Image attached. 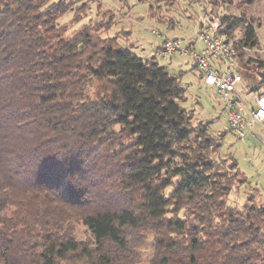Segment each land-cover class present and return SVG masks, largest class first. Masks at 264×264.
<instances>
[{
  "label": "trees",
  "instance_id": "1",
  "mask_svg": "<svg viewBox=\"0 0 264 264\" xmlns=\"http://www.w3.org/2000/svg\"><path fill=\"white\" fill-rule=\"evenodd\" d=\"M67 9L0 0V264H142L147 241L148 264H264V203L226 204L178 76L116 36H65ZM220 23L241 26L239 56L258 46L252 23Z\"/></svg>",
  "mask_w": 264,
  "mask_h": 264
},
{
  "label": "rangeland",
  "instance_id": "2",
  "mask_svg": "<svg viewBox=\"0 0 264 264\" xmlns=\"http://www.w3.org/2000/svg\"><path fill=\"white\" fill-rule=\"evenodd\" d=\"M55 1L68 7L57 19L58 25L65 30V36H72L86 26L103 38L116 36L119 44L129 47L142 58L154 56L171 74L178 76L185 90V100L181 105L192 112L191 126L196 131L207 126L212 142L209 157L216 167L230 172L231 189L224 198L226 204L242 210L247 203L256 206L264 203V123L255 126L253 131L256 136L248 132L244 139L238 138L227 124L216 91L204 85L188 55L175 54L170 60L155 56V50L164 36L187 40L198 26L200 16L210 20L217 17L221 21L223 15H228L253 24L258 46L243 50L239 59L244 64L249 63V66L256 64L247 58L250 56L258 60L264 57V0ZM241 33L239 26L233 35L239 37ZM257 72V78H247L241 84L242 91L252 93L253 86H260L261 75L259 70ZM170 187L166 188V193ZM184 213L181 210L179 216L183 218ZM216 221L220 220L214 219L211 224ZM74 233L78 240H91L89 230L81 222L75 225ZM151 255V243L147 241L142 264H148Z\"/></svg>",
  "mask_w": 264,
  "mask_h": 264
},
{
  "label": "built area",
  "instance_id": "3",
  "mask_svg": "<svg viewBox=\"0 0 264 264\" xmlns=\"http://www.w3.org/2000/svg\"><path fill=\"white\" fill-rule=\"evenodd\" d=\"M220 29L217 17L210 20L200 16L192 36L187 40L164 36L155 56L170 60L175 54L188 55L204 85L216 91L229 128L240 139L248 132L256 136L255 126L264 123V93L259 94L253 89L252 93H246L241 90V84L247 78H257L258 68L256 64L249 66L240 61L239 37L226 35Z\"/></svg>",
  "mask_w": 264,
  "mask_h": 264
}]
</instances>
